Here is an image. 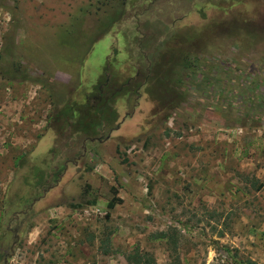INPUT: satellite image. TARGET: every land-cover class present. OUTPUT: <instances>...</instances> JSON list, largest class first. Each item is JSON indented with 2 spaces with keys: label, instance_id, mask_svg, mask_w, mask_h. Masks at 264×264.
<instances>
[{
  "label": "rangeland",
  "instance_id": "1",
  "mask_svg": "<svg viewBox=\"0 0 264 264\" xmlns=\"http://www.w3.org/2000/svg\"><path fill=\"white\" fill-rule=\"evenodd\" d=\"M109 55L118 85L152 77L74 157L55 115L85 102ZM66 143L63 164L50 150ZM33 166L52 187L29 185ZM133 251L264 264V0H0V264Z\"/></svg>",
  "mask_w": 264,
  "mask_h": 264
},
{
  "label": "trees",
  "instance_id": "2",
  "mask_svg": "<svg viewBox=\"0 0 264 264\" xmlns=\"http://www.w3.org/2000/svg\"><path fill=\"white\" fill-rule=\"evenodd\" d=\"M117 54L118 51L114 48L112 55L115 56ZM112 62L111 56L109 55L102 77L99 78L94 90L87 95L84 103H66L55 115L54 121L56 124L59 123V131H62V138L66 141L73 138L76 145L80 147V151H76V153H74V157L80 156L82 152L85 151L87 143L92 141H102L111 131L117 128L119 120V112L115 106L117 98L127 94L128 92L140 95L139 90L151 79V71L154 70L153 67L152 69L148 67L146 68L147 70L140 69L139 67L137 68L135 76L128 78L121 85H118L117 80L114 78L111 71ZM192 67L193 65L191 64V61L187 59L185 62V69ZM185 72L187 71L182 70V72H179V75L181 74L182 76ZM25 73L24 77H26ZM171 73L172 72L169 74ZM142 75H144V81L141 80ZM37 81L42 85L44 84L42 78ZM174 81L175 79H173L172 83ZM180 82L181 81H179V83ZM68 143L70 144L72 142L68 141ZM68 143L65 145L54 146L50 150L51 155L55 157V159L60 160L63 164L67 162L68 156L63 155L62 150H64ZM57 156H60L61 159ZM65 166L64 168L59 166L52 168L56 181L59 180V175L62 174ZM47 173L48 172H46L42 167L33 166V182H29V185L35 186L36 188L40 185H45L47 188L52 187L53 184H51V182H47L46 184L45 178L48 177ZM117 193L118 192L115 188V194ZM116 200L119 202L122 201L121 198H116ZM115 203V200H112L109 203V206L112 208ZM128 259L130 264H158L152 254L142 253L139 251L129 253ZM252 264L254 263L252 262Z\"/></svg>",
  "mask_w": 264,
  "mask_h": 264
}]
</instances>
